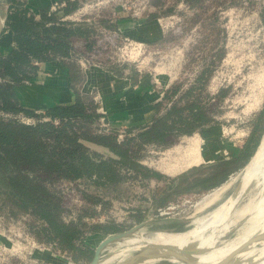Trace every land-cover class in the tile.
<instances>
[{
    "label": "trees",
    "instance_id": "trees-1",
    "mask_svg": "<svg viewBox=\"0 0 264 264\" xmlns=\"http://www.w3.org/2000/svg\"><path fill=\"white\" fill-rule=\"evenodd\" d=\"M64 1L65 5L58 9L61 13L49 6L35 15L25 7L24 0H6L4 30H11L13 45L8 53L0 52V214L7 218L5 212L9 211L14 217L19 214L31 217L33 222H39L36 227L37 232L43 233L41 240L52 241L60 249L68 250L75 261H89L93 248L83 242L87 226L82 217L91 214L92 208L80 207L77 219L66 221L63 196L55 183L83 187L93 203L107 206L110 198L122 197L124 191L127 193L138 182L160 178L159 173L139 162L144 147H168L175 138L214 123L212 106L227 95L229 88H219L215 96L208 91L213 73L210 64L216 61L203 63L189 81L180 72L162 94L160 102L164 107L156 111L147 124L127 128L122 139L113 131L97 128L101 116L97 101L81 93L78 87H74L73 103L53 104L42 111L24 108L18 102L15 86L30 81L37 73L38 63L58 59L81 70L74 57L77 51L73 40L93 41L100 30L118 29L109 11L110 5L101 7L90 21L77 22L65 17L78 9L82 0ZM227 1L149 0L153 9L145 10L142 17L150 21L156 20L159 14H176L185 31L200 24L202 37L210 40L207 48L210 51L221 33L216 23V9ZM178 2L193 12L185 15L186 9L177 11ZM223 53L220 47L218 60ZM125 66L128 65L106 68L118 70ZM263 129L264 104L252 119L238 152L210 165L186 187L213 188L229 173L244 167L259 145ZM90 144L103 147L108 154ZM135 219L141 222L143 215L137 212ZM90 230L114 233L122 231L123 227L105 224L94 225Z\"/></svg>",
    "mask_w": 264,
    "mask_h": 264
},
{
    "label": "rangeland",
    "instance_id": "rangeland-1",
    "mask_svg": "<svg viewBox=\"0 0 264 264\" xmlns=\"http://www.w3.org/2000/svg\"><path fill=\"white\" fill-rule=\"evenodd\" d=\"M100 1L102 3H99ZM145 1L82 0L78 9L68 15L67 19L77 22L86 21V19L90 21L95 12L101 7L110 5L109 11L113 6L122 8L121 13L126 15L124 18H120L121 20H126L123 26H136L138 29L141 22H146L142 18V13L145 10H152V8L142 10L145 6ZM2 6L5 8V0H0V9H2ZM60 7H56L58 13H61V10H58ZM175 9L182 12L186 9L184 11L185 15H190L193 12V9H188L187 5L180 2L177 3ZM216 12V23L221 28V33L216 37L215 45H212L213 47L210 51H207L210 40H204L202 37L203 35L199 32L200 24L194 25L185 31L180 21H176L174 18H166V15L161 14H159L160 18L163 17L161 24L157 20H153L151 23L158 30L156 36L152 35L151 40L145 38L142 33H140L142 38L132 37L125 31L124 33L121 30V25L117 22L115 25L121 31L120 35L107 29L100 30V34L97 35L98 44L96 42L92 43L90 39L85 42L81 39L83 41H80V43H74L76 51H79L85 57V67L90 66V64L102 67L115 64L130 65L135 67V69L150 74L151 88L156 91H160L167 79L170 81L176 74L178 76L180 72H183L182 76L185 77V80H191L196 70L203 63H208L211 60L216 62L210 64L213 67V73L208 83L209 93L211 96H215L219 88H229L227 95L212 106L215 109L214 117L216 120L210 124L211 127L201 128L190 135L179 136L168 147L160 148L147 145L141 151L139 162L148 169L159 173L161 177H153L145 183L138 182L127 193L124 191L122 197H112V199L123 202L129 209L138 208L144 210V212H139L143 215L141 221L145 219L146 212L152 205L155 208L157 206H170L172 208L167 209L168 213L163 216L158 215L155 217L153 215V224L144 226L138 231L157 232L173 237L181 236L186 231L192 230L200 219L209 214L232 193L241 171L250 161L251 157L244 167L229 173L219 185L205 190L197 186L191 188L186 186L192 178L206 172L210 168L208 165L213 164L212 161L214 160L203 161L174 175L164 173L158 168L160 164L172 166L168 164L181 163L185 154L184 150L187 147L189 149L191 146L189 142H191L193 137L200 139L201 152H208L212 155L221 148H225L230 154L224 155L222 158L235 155L247 137L244 134L250 128L252 119H254L256 113L264 104V0H228L225 4L219 6ZM173 15L179 17L176 14ZM132 40L140 43V48L135 54H129L131 47L129 42ZM194 46L197 48H193ZM220 47H222L224 53L223 57L218 60L217 54L220 53ZM162 78H166L164 83L161 80ZM141 82L146 83L145 88L148 85L150 87L148 76L144 77ZM140 86L141 83L137 89ZM161 107L162 104L158 100L154 102V110H161ZM111 124L112 128L110 130L115 132V134H124L128 128V126L120 123L111 122ZM263 135L264 131L261 139ZM261 139L259 144L262 141ZM257 149L258 147L255 150L257 151ZM98 151L105 155L108 154V151L103 148L98 149ZM256 151H254L253 155H255ZM162 160L163 162L166 161L167 164L163 163ZM261 166L264 167V157L261 161ZM175 177H180L183 181L173 191L167 190V186ZM55 184L61 191L64 204L71 205L70 200L73 198L71 195L72 188L83 190L88 194L85 188L77 187L70 183L56 182ZM123 189L124 187H122L121 191ZM217 193L218 197L209 203L210 205H204L201 208L196 207L203 197L206 195L209 197L211 195L214 196ZM117 206L118 208L122 207L118 203ZM70 207L71 209L74 208L73 205ZM122 211H125L124 208H122ZM5 213L9 217L5 218L0 214V264H87L89 262L85 259L75 261L68 250L60 249L52 241L41 240L43 233L37 232L38 221L33 222L31 217L25 214H19L14 217L9 211ZM128 216L131 221L122 226L123 230L139 223L136 221L135 215L130 216L128 214ZM243 216L233 222L236 224L234 230L227 236L219 238L220 241L229 243L234 241V239H239L253 227V222L249 220L250 217L248 215ZM229 217L232 219V214ZM163 225L177 226V229L165 228L176 232L160 231L163 229L160 226ZM210 231L211 229H206L203 234L206 235ZM102 237L104 235H100L98 232L88 228L85 231L83 242L94 249ZM129 239L131 238H127V242L118 247H116V244L106 245L101 251V256L103 255L101 264H114L120 257H127L134 252L135 250L123 251L117 255H110L116 249H125L128 245L138 243L135 238L133 242H128ZM158 264L181 263H177L176 260L172 262L164 261Z\"/></svg>",
    "mask_w": 264,
    "mask_h": 264
},
{
    "label": "crops",
    "instance_id": "crops-1",
    "mask_svg": "<svg viewBox=\"0 0 264 264\" xmlns=\"http://www.w3.org/2000/svg\"><path fill=\"white\" fill-rule=\"evenodd\" d=\"M56 1L59 0H24V3L30 13L39 15L42 9L51 6ZM1 8V14H4L3 6ZM125 21L119 19L117 22L123 28L121 30L132 37L142 38L140 34L142 33L145 38L151 40L152 35L156 36L158 32L156 26L151 24L153 20L141 22L138 29L136 26H123ZM3 37L5 39L1 41ZM73 41L74 45L75 42L80 43L83 40L74 39ZM12 45L11 30L3 28L0 34V52L8 53ZM37 65V73L30 81L15 86V93L21 106L42 111L53 104L73 103L75 100L74 87H78L81 93L94 97L100 112H103L109 121L124 124L128 128L147 124L156 112L153 108L155 101L158 100L162 104L161 108L164 107L163 102H160L161 97L166 87L171 83L167 79L160 91L153 90L150 74L145 71H136L130 65L112 70L90 64L84 68L80 67L81 70H79L78 67H69L58 59L43 61ZM146 76H148L150 87L148 85L141 92V89L138 90L137 87ZM207 127H211V125L205 126V128ZM90 146L96 150L103 148L92 144ZM232 156L221 159H228ZM218 160L212 161L213 164ZM175 179L177 185L183 181L182 178L175 177L170 184Z\"/></svg>",
    "mask_w": 264,
    "mask_h": 264
},
{
    "label": "bare ground",
    "instance_id": "bare-ground-1",
    "mask_svg": "<svg viewBox=\"0 0 264 264\" xmlns=\"http://www.w3.org/2000/svg\"><path fill=\"white\" fill-rule=\"evenodd\" d=\"M165 79L163 78L161 79L163 80L162 81L163 83L166 81ZM145 85H146L145 82H141V86L138 88V90L141 89V92L142 90H145ZM261 140L262 141L259 144L255 155H253V157L251 156L247 166L244 167L243 170L241 171V174L238 180L236 181L237 184L234 188V193L228 196L221 204H219L216 208H214L209 214L205 215V217H203L200 220L197 219L199 221L192 228V230L186 231L181 236L178 235L173 237L171 236L168 237L166 235L157 232L149 233L141 230L134 233L131 236L122 237L119 238L118 240L110 242L109 244H116L117 245L116 247H118L126 243L127 238H131L128 240V242H133L134 238L138 241V243L136 244H131L126 246L125 249H116V251H113L110 255H117L122 253L123 251L129 252L154 244H166V245H174L180 247L182 245L191 242H197L199 243L200 247H208V248L214 247L210 251L202 253L197 256L199 263L207 264V263L216 262L218 260L220 261L221 258L228 255L231 251L236 249V247H238L240 244L247 241V239L251 235H253L258 231H264V226H262L264 222V167L261 166V161L264 157V135ZM189 143H191L190 144L191 146L189 147V149H187L188 148L187 147L186 148L187 150L186 149L184 150L185 154L183 155L184 158L183 161H181V163L175 162L174 164L172 163L168 164L172 166L160 164V166L157 165L158 168L161 169L164 173L174 175L176 173L185 170L190 166L192 167L193 165H198L203 161L210 159L215 160L218 158H222L224 155L230 154V152L225 148L224 149L221 148L215 154L212 155L208 152H201L200 150L201 142L198 137H193L191 139V142ZM163 163H166V161ZM218 193L217 195L214 196L210 194L212 197L206 195L207 197L206 196L203 197L197 203L196 207L201 208L202 206L208 205L209 203L213 202L218 197ZM231 214H232V219L229 217ZM243 215L245 216L248 215L250 217L249 220L253 222V227H251V229L245 232L239 239L235 240L233 238L234 241H230L229 243H225L220 246L214 245L216 239L220 237L225 231H227V229L234 224L233 222H235V220H237L239 217ZM206 229H211V231L208 232V234L204 235L203 232ZM173 234H177V233H173ZM107 237L108 236L102 237V239L98 243H100ZM255 252L261 254L264 253V241L261 243V246L258 249L250 248L245 255L242 254L240 255H242V258H244V260H248ZM102 259H103V255L100 257L99 264L102 263ZM122 260L123 258L120 257L118 261L120 262ZM171 261H176V260H171ZM245 264H264V255L258 259H254V260L251 259L247 261Z\"/></svg>",
    "mask_w": 264,
    "mask_h": 264
},
{
    "label": "water",
    "instance_id": "water-1",
    "mask_svg": "<svg viewBox=\"0 0 264 264\" xmlns=\"http://www.w3.org/2000/svg\"><path fill=\"white\" fill-rule=\"evenodd\" d=\"M4 14H1L0 11V34L3 31L4 28ZM258 147V146H257ZM256 151V150H255ZM254 154V153H253ZM177 180L175 179L172 184H169L167 186V189L173 187L176 185ZM234 193V189L230 195ZM229 195V196H230ZM155 206L152 205L148 208L146 212V217L143 221L137 223L136 225H133L132 227L119 231L114 232L111 235H109L106 239L98 243L94 249H93V255L92 258L89 260L87 264H99L100 257H101V251L104 249L106 245H108L110 242L118 240L119 238L131 236L134 233H136L139 229L143 228L144 226L152 225L154 222L152 217L154 215ZM235 224H233L230 228L227 229L220 237H218L214 243V245H223L225 242L220 241L219 238L227 236L229 233H231L234 228ZM264 226V222L263 225ZM160 231H174L175 230H167L165 228L161 229ZM205 232V230H204ZM203 232V233H204ZM264 241V231H258L251 235L247 241L240 244L236 249L231 251L228 255L224 256L220 259V261L207 263V264H245L247 261L251 259H258L261 256L264 255L258 252L253 253L251 258L248 260H244L242 258V255H245L249 249H258L261 246V243ZM260 245V246H258ZM258 246V247H257ZM214 247H200L199 243L197 242H191L185 245H182L180 247L174 246V245H166V244H154L149 245L140 249L135 250L132 252L129 256L124 257L122 261H117L114 264H158L160 262L169 261L171 260H177V263L181 264H204L199 263L197 256L210 251ZM242 254V255H240Z\"/></svg>",
    "mask_w": 264,
    "mask_h": 264
},
{
    "label": "built area",
    "instance_id": "built-area-1",
    "mask_svg": "<svg viewBox=\"0 0 264 264\" xmlns=\"http://www.w3.org/2000/svg\"><path fill=\"white\" fill-rule=\"evenodd\" d=\"M108 1V0H106ZM99 3H102L101 1ZM97 3V4H99ZM65 5V1L64 0H59L54 2L51 6L50 9L51 10H55L56 7H60V6H64ZM148 8H152L153 7L149 4V0L145 1V6L142 8V10L148 9ZM121 7H111L110 8V13L111 16L113 17V21L116 22L118 21L120 18L126 17V15H124V13H121ZM68 16H66L65 18H67ZM143 18V17H142ZM166 18L172 19L174 18L176 21H180L179 17H176L175 15H169L166 16ZM145 19V18H143ZM163 19V17H157V22H159V24H161V20ZM78 20V19H77ZM86 21H89L86 19ZM115 34H121L120 29L118 28L117 31H113ZM126 40L127 38L124 37ZM93 42H96V44L99 43V39L98 36L96 35L93 38ZM130 50H129V54H135L136 51H138V49L140 48V43L138 41H130ZM82 53H79V51H77L76 53H74V57L75 59L78 61L79 65L81 68L85 67L84 66V62H86L85 57L82 56ZM84 57V58H83ZM138 71H140L139 69H137ZM177 76V74L175 75V77H173L170 81H172L173 79H175ZM98 112H100V108L97 109ZM101 116H99L96 126L99 130H104V131H111L110 128H112V124L109 121V119L104 115L103 112H100ZM29 120V119H28ZM248 133V129L245 132L244 136H247ZM123 134L119 133L117 134V138L118 139H122ZM71 195H72V199L70 200V204L73 205V209H71V205L68 204H64V213H63V218L68 221V220H76L77 219V211L80 207L83 206H87L89 208H92V213L91 214H87L85 216L82 217V221L86 224L87 229L93 227L94 225H105V224H114L116 226H123L126 225V223L130 222L131 220L129 219L130 217L128 216V214H130V216L135 215L137 212H144V210L142 209H138V208H130L126 205L123 204V202L118 201L117 199H109V204L107 206H103L101 203H93L91 200V197L89 196V194L85 193L83 190H76L75 188L71 189ZM64 199V198H63ZM117 203L120 204L122 207L117 206ZM122 208H124V212L122 211ZM172 207L170 206H166V207H157L155 208L154 211V216L157 217L158 215L163 216L164 214L168 213L167 209H170ZM138 209V210H137ZM126 214V215H125ZM98 234L100 235H104V236H109L112 233H102V232H98ZM37 263V262H36Z\"/></svg>",
    "mask_w": 264,
    "mask_h": 264
},
{
    "label": "flooded vegetation",
    "instance_id": "flooded-vegetation-1",
    "mask_svg": "<svg viewBox=\"0 0 264 264\" xmlns=\"http://www.w3.org/2000/svg\"><path fill=\"white\" fill-rule=\"evenodd\" d=\"M171 182H172V180H171ZM176 187H177V184L174 185L173 187L167 189V190H169V191H173ZM160 228L176 229L177 226H175V225H163V226H160Z\"/></svg>",
    "mask_w": 264,
    "mask_h": 264
}]
</instances>
